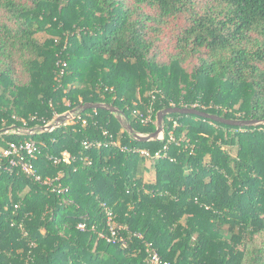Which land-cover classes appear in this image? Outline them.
I'll list each match as a JSON object with an SVG mask.
<instances>
[{
    "label": "trees",
    "instance_id": "1",
    "mask_svg": "<svg viewBox=\"0 0 264 264\" xmlns=\"http://www.w3.org/2000/svg\"><path fill=\"white\" fill-rule=\"evenodd\" d=\"M84 103L138 134L171 107L261 123L169 112L142 140L100 107L1 133L40 181L0 170V264H264V0H0V130Z\"/></svg>",
    "mask_w": 264,
    "mask_h": 264
},
{
    "label": "built area",
    "instance_id": "2",
    "mask_svg": "<svg viewBox=\"0 0 264 264\" xmlns=\"http://www.w3.org/2000/svg\"><path fill=\"white\" fill-rule=\"evenodd\" d=\"M78 109V108H74ZM149 112V110H148ZM80 112H72V109H68L64 111L61 114H55L52 120L48 122H43L42 125H36L33 127H30L28 125V121L21 119L20 125H11L7 128H4L5 131L2 132V134L7 135H24V134H34L38 131H52L54 128L59 127V124H63L65 122H70L74 120ZM62 114H66L67 118L62 122L58 123L57 125L54 124L56 118ZM148 118L144 117L142 120L146 121ZM50 126L48 129H42V127ZM1 134V133H0ZM163 138V129H162V135L158 136L157 139ZM117 142H113V144H116ZM85 146L88 145L87 142H83ZM145 156H150L149 152L145 150L140 151ZM39 153L38 145L34 140H26V139H19V140H10L6 142L4 147H0V159L6 158V161L0 162V170L5 171H11L13 168H18L19 171L23 172L27 176L32 177L33 179L40 181V177L35 173V169L33 166V160L36 157V155ZM155 157H159V152H156ZM71 159L70 154L64 150L60 152L59 156H56L54 158V162L57 161H63V162H69ZM51 180L49 178L45 179L43 183H48ZM105 215H106V222L108 229L110 231V235L107 237V240L109 241H118L122 245H124V239L121 236H118L116 233V226L114 225V222L112 220V211L105 207ZM77 227L80 229H83L84 224L78 223ZM149 262L150 264H167L166 262H163L157 252L154 249H150L149 251Z\"/></svg>",
    "mask_w": 264,
    "mask_h": 264
},
{
    "label": "water",
    "instance_id": "3",
    "mask_svg": "<svg viewBox=\"0 0 264 264\" xmlns=\"http://www.w3.org/2000/svg\"><path fill=\"white\" fill-rule=\"evenodd\" d=\"M106 108V109H109L111 110L112 112L114 113H119V110L115 107H112V106H109V105H106V104H103V103H84V104H81L78 109H72V112H81L83 111L84 109L86 108ZM169 112H179V113H184V114H188V113H191V114H198V115H201L203 117H206V118H210L212 120H216V121H221V122H226V123H230V124H235V125H255V124H258V123H261V121H256V120H226L222 117H219V116H216V115H211V114H208L206 112H202V111H198L194 108H186V107H182V108H177V107H171V108H167V109H163V110H160L157 112L156 114V123H157V127L155 129L154 132L152 133H149V134H138V133H135L133 132L132 128L130 127V125L127 123L124 126V128L133 135V137L135 139H142V140H148V139H155V138H158L160 132L162 131L163 129V126L160 125V123L162 122V119H163V116ZM67 118V115L66 114H62L60 116H58L54 122L55 125H57L59 122L62 123L65 119ZM160 125V126H159ZM50 126L52 125H49L47 127H42V129H48ZM60 126V124H59ZM3 131H5V129H2L0 130V133H2Z\"/></svg>",
    "mask_w": 264,
    "mask_h": 264
},
{
    "label": "rangeland",
    "instance_id": "4",
    "mask_svg": "<svg viewBox=\"0 0 264 264\" xmlns=\"http://www.w3.org/2000/svg\"><path fill=\"white\" fill-rule=\"evenodd\" d=\"M37 37L40 39V40H43L45 37H46V35L44 34V33H39V34H37ZM117 117L119 118V120L121 121V123L123 124V125H125V124H127V121L125 120V118H124V116H122L120 113H117ZM156 122V121H155ZM160 125L161 126H163V121L160 123ZM159 125V126H160ZM124 127V126H123ZM156 127H157V123H156ZM162 135V131L160 132V134H159V136H161ZM232 153H234V150L232 151ZM147 164H149V163H147ZM153 170L152 169H150L148 172H146L145 174H144V177H145V179L147 180V181H150L151 179H152V177H153Z\"/></svg>",
    "mask_w": 264,
    "mask_h": 264
}]
</instances>
